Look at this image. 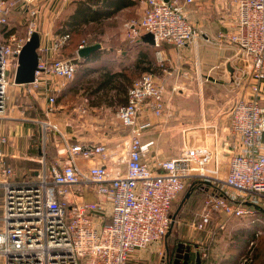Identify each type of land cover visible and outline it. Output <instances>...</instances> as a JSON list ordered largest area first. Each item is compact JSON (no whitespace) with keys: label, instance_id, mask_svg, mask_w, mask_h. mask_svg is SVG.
Returning <instances> with one entry per match:
<instances>
[{"label":"built area","instance_id":"obj_1","mask_svg":"<svg viewBox=\"0 0 264 264\" xmlns=\"http://www.w3.org/2000/svg\"><path fill=\"white\" fill-rule=\"evenodd\" d=\"M192 1L144 0L142 15L125 23L126 36L138 41L149 32L155 47L166 43L180 49L198 37L184 11V4ZM35 2L0 0V119L6 115L9 76L15 75L18 55L31 34L39 31L40 8ZM226 4L236 11L238 28L219 33L217 44L237 46L250 67L242 74L247 92L235 99L229 112V130L240 147L229 158L224 178L218 180L211 175L217 171L213 164L214 150L190 142L184 145L180 157L156 160L153 162L156 170L150 167L147 157L153 141L141 142L149 123H140L138 117L146 109L162 117L166 105L164 81H156L144 72L132 81L126 104L116 111L120 124L128 128L124 155L110 157L101 143H65L64 157L48 160L42 153L28 158L38 162L36 177L19 180L16 169L5 160L8 155L2 147L8 144V137L0 135L3 264H127L134 251L146 249L165 237L172 222V203L193 179L212 182L217 191L208 193L203 200L195 228L203 229L213 215L255 217L259 209L264 210L259 204L264 200V105L260 95L264 79V0H227ZM17 8L25 22L21 33L11 32L7 27ZM69 38V34H61L52 39L44 52L49 49L58 54ZM86 45L87 41L82 39L73 59L49 61L38 54V70L31 84L37 87L39 77L49 74L61 80L72 79L77 51ZM43 95L47 112H52L55 95L48 90ZM79 112L85 114L86 107H80ZM40 123L45 128L51 127V123L41 120ZM80 160L88 166L84 168ZM108 160L115 165L123 162L124 170L109 169ZM88 185H93L95 193L110 203V220L100 231L94 228L89 213H100L103 206L81 199L80 192ZM255 243V239L250 240L248 251L240 256L238 264L252 261Z\"/></svg>","mask_w":264,"mask_h":264},{"label":"crops","instance_id":"obj_2","mask_svg":"<svg viewBox=\"0 0 264 264\" xmlns=\"http://www.w3.org/2000/svg\"><path fill=\"white\" fill-rule=\"evenodd\" d=\"M74 1L76 0H36L35 5L40 8L39 34L41 49L38 50L39 56L46 57L49 61L55 58H69L71 48L69 41L63 45L58 54L49 49L44 52V47H48L52 39L61 35L55 32L58 20L66 19L73 12ZM196 1L199 7L194 8L189 6L190 3H185L184 11L195 27L198 37L180 49L163 43L167 47L161 48L160 53L155 57V53L147 54L142 48L146 47L151 50L154 49V46L144 43L141 39L135 44L130 43L131 40L126 36L124 25L131 19L139 18L145 6L144 0H136L133 5L120 8L110 17L100 22H91L82 27L83 31L84 28L94 26V32H88V35H95L97 40L92 43L100 45V48L95 50L96 53L93 54L95 51L90 53L89 57L91 58L84 64L101 59L113 65L114 69H109L111 70L109 72H124V63L129 66L133 62V64L141 66L140 70L143 73H150L156 81H164L167 76L162 72H165L164 68H169L168 86L172 89L177 86L188 89L189 98L194 94L195 100H193V103L196 104H193L192 108L183 107L182 110H178L180 120L174 124L178 126H170L167 129H164L163 117H156L148 109L140 114L138 121L149 123V126L143 131L141 142L153 141L147 161L150 167L156 170L154 161L180 157L183 153L182 129L185 126H199L208 123L215 127L216 135L214 138L209 136L197 137L191 139L190 143L195 146H213V164L217 171L211 175L213 178L220 180L225 176L229 158L237 153L240 147L237 137L232 135L229 130V112L235 99L245 96L247 92L242 74L248 72L250 65L244 55L239 52L237 46L228 43L217 44L219 33L237 30L238 23L235 9L227 7V0ZM13 13L15 16L22 17L18 8ZM104 40L106 42L103 43ZM88 45H91V42ZM214 45L218 46L217 50L215 53L210 54L211 47ZM76 49L74 48L71 53L75 54ZM119 52L121 56L118 57ZM98 71H102V74L107 72L103 68ZM39 79L37 90L32 88L34 86L31 84L28 88L31 93L33 92L32 94L35 93V96L37 93L42 95L38 102L44 120L40 118L38 113H35V116L31 118L25 116V112L27 113L28 110H31L29 112L32 113L37 109L35 104H30L32 94L29 93L30 95L21 98L20 95L16 96L15 89L12 95H7L6 115L3 119H0V135L3 134L8 137V144L2 147L8 155L5 160L16 169L17 179L30 180L36 177L39 166L33 167L31 165V159L36 157H33L30 151L34 146V137L39 131H43V134L50 139V146L47 147L45 152L48 160H52L57 156L64 157L65 143H101L109 150L110 157H117L126 153L124 143L128 139V128L120 124L116 118V112L115 118L117 120L112 116L114 110L117 111L120 106L114 101L115 95L113 93H116L114 89L108 93V103L101 100L98 103H93L91 106L92 112L86 107V113L74 121L71 118L69 107L63 102L58 103L57 106L54 105L52 112L46 110V100L43 93L48 90L51 94H54V88H57L54 91L57 92L61 88V85L58 86L61 79H57V77L50 74L42 75ZM118 80H122V77H119ZM128 88L129 86H127V90ZM64 92L65 94L71 93L67 88ZM260 95L261 103L264 105V79L260 83ZM23 101L24 104L26 102V106L23 105ZM191 102L188 100L186 105L190 106ZM40 120L51 123V127H43ZM51 128L53 132L50 134L48 132L52 131ZM121 130L126 131L125 136L120 135ZM37 151L38 156L42 154L38 149ZM79 162L84 168L88 166L86 161L80 160ZM115 164L110 160L107 162V166L111 170L117 168L121 171L124 170L123 162H118V165ZM212 187L213 184H210L205 192ZM80 195L82 200L96 201L103 206L100 213H89L94 228L100 231L102 225L110 220V203L95 193L93 185H88L86 189L80 192ZM226 218L224 215H213L209 225L222 223ZM261 221L263 220H254L253 222L255 223L253 225L254 229L257 231L261 228L259 224ZM0 262L3 264L1 257Z\"/></svg>","mask_w":264,"mask_h":264},{"label":"rangeland","instance_id":"obj_3","mask_svg":"<svg viewBox=\"0 0 264 264\" xmlns=\"http://www.w3.org/2000/svg\"><path fill=\"white\" fill-rule=\"evenodd\" d=\"M189 6L197 8L199 7V4H197L196 0H193L192 2H189ZM14 14V13H13ZM11 15L9 20V27L11 32H17L21 33L24 30L25 22L22 19L21 16H15ZM13 16V17H12ZM62 21V20H58ZM40 26V25H39ZM94 27V26H93ZM93 27L90 28H84L83 31H81V35L79 37H73L72 42L70 40L71 48H70V59H73V57H76V54H73L74 48L73 44L77 43L80 39H85L87 43L95 42L97 37L93 34L88 35V32H94ZM106 42L105 40L103 43ZM131 44L137 43V41H131ZM220 44V43H219ZM166 45H160L159 47H155L154 49H147L146 47H142L147 54L155 53V57L157 56V52L160 51L161 48H166ZM216 45L211 47L210 54H213L217 50ZM118 53V52H117ZM73 54V55H72ZM107 54V53H106ZM147 54H145L147 56ZM121 56L120 52L118 57ZM214 56V55H213ZM76 64V72L72 79L70 80H61V88L54 92V95L56 97L55 106H57L58 103H64L67 107L70 109L71 118L75 121L76 118L84 115L80 114L79 108L80 107H88L89 111L92 112L91 106L93 103H98L100 100L102 102L108 103V93L110 90H113L114 88L112 85H108L106 88L102 90H97L98 83L103 78L102 71L100 68L106 69L107 71H111L114 69L113 65H110L107 61H103L101 59L91 61L89 64H84L83 59L80 57H77L75 59ZM164 64V62H163ZM100 67V68H99ZM165 67V66H164ZM163 68V66H162ZM111 69V70H109ZM141 69V66L131 63V65H127L124 63V73L127 75L129 81L127 79L118 80L121 82H124L125 84L132 83L133 80L138 78L143 72ZM165 72H162V74H166L167 77H169L170 72H168L169 68H164ZM87 70H91L87 72ZM165 77V79H167ZM14 76H9V86L7 89V95H12L15 89L16 96H19L23 98L25 95L32 94L29 91L28 85H17L13 83ZM163 78V77H162ZM161 78V79H162ZM59 79V78H57ZM131 79V80H130ZM164 79V92L163 97L166 103V112L163 113L162 121L164 123V129L170 128V126H178L174 125L176 124L180 118L177 113L178 110H182L183 107L192 108L193 100H195V97L192 94L191 98L188 96V89L177 86L176 88H171L168 86L169 80ZM33 86V84H31ZM31 86V87H32ZM117 86V85H116ZM37 90V87H32ZM65 88L69 89L71 93L65 94ZM20 89V90H16ZM118 88H115L116 90ZM39 90V89H38ZM37 92V91H36ZM121 92V93H120ZM183 92H185L183 94ZM194 92V91H193ZM30 93V94H29ZM113 93V92H112ZM122 91H119V93L114 92L113 95H115L114 101L118 104H121L123 102L122 100ZM118 95V96H117ZM44 96V95H43ZM42 97V95L38 94L35 96V93L32 94L30 98V104H35L36 111L28 110L27 113L25 112V116L27 117H34L35 113H38L40 118L44 120V115L42 114V111L40 109L39 105V99ZM197 99V98H196ZM192 101L190 103V106L186 105L187 101ZM198 100V99H197ZM23 105L26 106V102ZM194 106V105H193ZM26 110V109H25ZM115 110L114 115H112L115 118ZM116 119V118H115ZM117 120V119H116ZM205 124V125H204ZM199 126H185V128L182 129V143L183 147L184 145L188 144V142H191V139L197 138V137H207L214 138L216 135V130L214 125H210L208 123H204ZM52 129V128H51ZM49 131V130H47ZM52 131H49L48 133H52ZM126 131H120V135L125 136ZM197 133V137H194V134ZM193 136V137H192ZM48 136H45L43 134V131H39L36 133L34 137V146L31 148L32 150L31 155L33 157H38V151L41 153H44L47 151V147L50 146ZM123 143V142H121ZM120 143V144H121ZM209 148L213 149V146L206 145ZM47 157V155L45 154ZM48 158V157H47ZM31 165L33 167H37L38 162H31ZM228 167V165H227ZM227 170V169H226ZM188 189V186L186 187L185 191ZM184 192H182L180 195L176 197L174 200L172 207H171V216L176 213L177 208L180 205V201L184 195ZM207 195L206 194H200L199 196L190 198L187 200L182 206H180L178 212L176 213V216L173 220V226L171 228V232L168 235V237H164L160 241L152 244L151 246L147 247L146 249L136 250L134 251L127 262V264H165V245L167 244L170 251L172 249V246L176 242L181 243L183 248H188L192 251L193 259L197 260L198 264H238L239 258L242 254H245L248 251V245L250 240L255 239L256 243L253 248V254L255 255L258 251H264V217L259 213H257V216L255 217H243V218H235V217H227L224 222L219 224H213L209 225L207 224L203 229L195 228L194 225L197 221H199L200 217L199 214L201 212L202 203ZM2 202V190L0 189V204ZM259 204L261 208H264V200L261 199L259 201ZM260 227L258 230L261 232L256 236L257 230L254 229V220L259 221ZM259 253V252H258ZM172 254V253H170ZM177 256L183 255L181 252H177ZM253 255V256H254ZM0 264H2L0 262ZM191 264H194V262L191 261ZM254 264H260V263H254Z\"/></svg>","mask_w":264,"mask_h":264},{"label":"trees","instance_id":"obj_4","mask_svg":"<svg viewBox=\"0 0 264 264\" xmlns=\"http://www.w3.org/2000/svg\"><path fill=\"white\" fill-rule=\"evenodd\" d=\"M135 2L136 0H76L74 1L75 7L73 12L66 19L58 22L57 29L55 32L59 34H69L70 38L68 41L70 42L71 40L72 42L73 37L75 36L79 37L81 35L82 27L84 25H87L91 22H100L101 20L112 16L120 8L128 5H133ZM81 40L82 39L78 40L77 43L73 44V48H77L78 43ZM94 53H96V51L93 52V54ZM90 58L91 57H89L86 60H83V63H87ZM89 71L91 70H87V72ZM119 77H122V79H127V81H129L127 75L123 71L105 72L103 74V78L98 83L97 90H102L106 88L108 85L113 84L112 87L114 89L118 88L115 90L117 91V93H119V91H122L123 93L122 103L126 104V94H127L128 84L118 81ZM210 184H213V187L209 191L205 192L206 189L208 190V188L210 187ZM187 186L188 189L192 187V190L190 196L186 199V201L189 200L190 198L199 196L200 194L207 195L208 193L217 192L214 183L212 182L207 183L204 180H200V179H193ZM185 189L182 192H184ZM181 193H179L178 195H180ZM259 213L262 215V217H264V212H259ZM258 252L253 256L252 261L249 264H254V263L264 264V251L263 252L258 251ZM193 258L194 257L191 251L190 264L191 261L194 262V264H198L197 260Z\"/></svg>","mask_w":264,"mask_h":264},{"label":"water","instance_id":"obj_5","mask_svg":"<svg viewBox=\"0 0 264 264\" xmlns=\"http://www.w3.org/2000/svg\"><path fill=\"white\" fill-rule=\"evenodd\" d=\"M140 39L151 46H155L154 37L151 33H144L141 35ZM40 45V34L39 31H34L29 40L24 44V46L21 49V52L18 55V66L14 75L13 83L17 85H26L31 84L35 81V72L38 70V48ZM100 48L99 44H92V45H86L85 47L79 49L77 51V55L82 59H87L93 51ZM209 183V181H205ZM192 187H190L183 195L180 205L177 209L179 210L180 206L183 205V203L186 201V199L190 196ZM255 208L259 209L257 205H253ZM260 211H263V209H259ZM176 211V212H177ZM176 216V213L172 216V222L170 224V227L165 235L167 237L170 232L171 228L173 226V220Z\"/></svg>","mask_w":264,"mask_h":264},{"label":"flooded vegetation","instance_id":"obj_6","mask_svg":"<svg viewBox=\"0 0 264 264\" xmlns=\"http://www.w3.org/2000/svg\"><path fill=\"white\" fill-rule=\"evenodd\" d=\"M165 264H190L191 250L183 248L181 243L176 242L174 246H172L171 252L168 245H165ZM177 252H181L183 255L177 256ZM172 253V254H170Z\"/></svg>","mask_w":264,"mask_h":264}]
</instances>
